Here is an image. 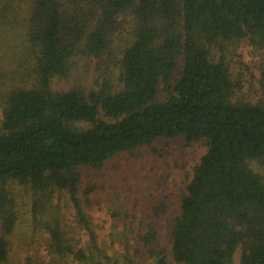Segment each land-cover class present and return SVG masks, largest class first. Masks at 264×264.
Returning <instances> with one entry per match:
<instances>
[{"label": "trees", "instance_id": "obj_1", "mask_svg": "<svg viewBox=\"0 0 264 264\" xmlns=\"http://www.w3.org/2000/svg\"><path fill=\"white\" fill-rule=\"evenodd\" d=\"M24 1L35 81L3 97L0 181L66 190L84 221L80 167L98 168L161 137L205 140L173 225L172 259L233 264L239 250V264H264V180L249 166L264 160V104L236 99L241 82L205 48L217 41L262 45L264 0ZM128 20L133 38L120 52L118 88L52 90L77 54L109 53ZM260 81L264 89V70ZM154 238L151 228L145 244ZM6 256L0 238V263ZM153 264L168 263L157 251Z\"/></svg>", "mask_w": 264, "mask_h": 264}, {"label": "rangeland", "instance_id": "obj_2", "mask_svg": "<svg viewBox=\"0 0 264 264\" xmlns=\"http://www.w3.org/2000/svg\"><path fill=\"white\" fill-rule=\"evenodd\" d=\"M27 8L24 0H0V121L6 93L31 88L35 81ZM132 30L133 21L128 20L101 58L74 56L69 74L52 79V90L89 94L105 85L118 88V60L133 38ZM205 48L211 61L225 62L232 78L241 82L236 99L264 104V43L217 41ZM206 151L205 140L161 137L118 153L98 168L80 167L78 196L84 221L66 190L0 181V238L7 245L0 264H153L157 251L168 264H179L171 256L172 229L194 167ZM249 166L264 180V160H250ZM151 228L154 243L146 245L144 235ZM53 232L61 236V250ZM77 251L85 257H77ZM239 255L237 250L233 264H239Z\"/></svg>", "mask_w": 264, "mask_h": 264}]
</instances>
